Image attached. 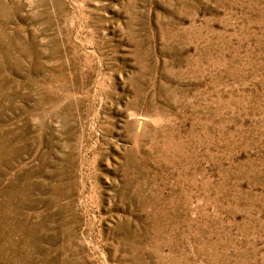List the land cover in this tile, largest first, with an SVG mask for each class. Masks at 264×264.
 Listing matches in <instances>:
<instances>
[{"label": "rangeland", "instance_id": "1", "mask_svg": "<svg viewBox=\"0 0 264 264\" xmlns=\"http://www.w3.org/2000/svg\"><path fill=\"white\" fill-rule=\"evenodd\" d=\"M0 264H264V0H0Z\"/></svg>", "mask_w": 264, "mask_h": 264}]
</instances>
